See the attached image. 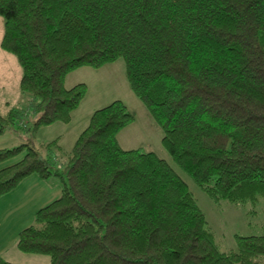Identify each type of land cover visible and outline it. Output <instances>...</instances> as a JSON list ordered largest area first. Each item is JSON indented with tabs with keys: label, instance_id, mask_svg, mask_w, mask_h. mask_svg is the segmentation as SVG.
Returning <instances> with one entry per match:
<instances>
[{
	"label": "trees",
	"instance_id": "obj_1",
	"mask_svg": "<svg viewBox=\"0 0 264 264\" xmlns=\"http://www.w3.org/2000/svg\"><path fill=\"white\" fill-rule=\"evenodd\" d=\"M0 17L28 96L0 111V132L69 122L86 86L67 88L66 75L121 58L163 148L198 187L215 201L264 200V0H0ZM133 118L120 99L95 109L62 163L27 142L0 148V164L22 155L0 167V196L30 174L61 185L16 248L49 264H264V226L221 251L167 161L120 146Z\"/></svg>",
	"mask_w": 264,
	"mask_h": 264
},
{
	"label": "rangeland",
	"instance_id": "obj_2",
	"mask_svg": "<svg viewBox=\"0 0 264 264\" xmlns=\"http://www.w3.org/2000/svg\"><path fill=\"white\" fill-rule=\"evenodd\" d=\"M3 20L0 17V37ZM125 65L119 58L104 67L93 68L83 66L70 71L65 77V86L72 87L77 83L86 86L85 95L77 108L72 112L71 120L67 123L55 122L42 126L35 131L27 128L17 129L6 145L13 147L27 142L41 154L50 151L55 153L58 163L63 162L65 153L72 146L78 133L86 126L91 113L114 99L122 100L128 110L133 113V120L117 133V139L123 149L139 148L142 151H154L182 177L192 192L197 205L202 210L211 227L217 247L221 251H230L236 246L235 235L260 234L264 226V200L259 198L255 203L233 204L226 200L215 201L198 187L170 158L161 143L162 132L158 125L149 118L143 103L131 91L125 77ZM19 72V74H18ZM19 76L18 79L16 78ZM0 111L5 113L12 106H26L27 95L20 92L18 83L21 77V67L15 56L0 47ZM33 112L27 119L28 126L35 118ZM7 138V137H6ZM57 140L61 148L46 144ZM13 143V144H11ZM0 164V167L18 159ZM58 180L55 176H51ZM47 258V257H42ZM48 259V258H47Z\"/></svg>",
	"mask_w": 264,
	"mask_h": 264
},
{
	"label": "crops",
	"instance_id": "obj_3",
	"mask_svg": "<svg viewBox=\"0 0 264 264\" xmlns=\"http://www.w3.org/2000/svg\"><path fill=\"white\" fill-rule=\"evenodd\" d=\"M18 77L17 75L16 78ZM14 133L12 129L0 132V148L12 146L6 145V141ZM57 145L61 148L58 143ZM60 190L59 180L52 177L42 179L36 174H30L0 196V255L4 259L17 264H49L48 256L21 252L16 248L15 242L19 231L33 222L35 212L57 198Z\"/></svg>",
	"mask_w": 264,
	"mask_h": 264
}]
</instances>
